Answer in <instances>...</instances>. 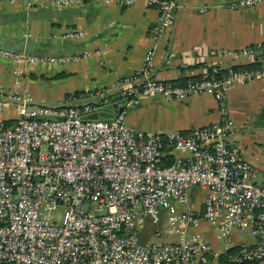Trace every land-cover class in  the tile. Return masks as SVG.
<instances>
[{
    "label": "built area",
    "instance_id": "2783aa9c",
    "mask_svg": "<svg viewBox=\"0 0 264 264\" xmlns=\"http://www.w3.org/2000/svg\"><path fill=\"white\" fill-rule=\"evenodd\" d=\"M144 1L158 8V18L150 29L153 45L133 76L109 92H88L90 101L82 105L75 93L57 106L32 104L18 86L7 93L17 103V116L10 124L0 120V264H201L208 244L188 230L201 219L219 221V238L235 228L252 234L254 240L227 255L224 264H264V174L227 133L232 128L227 91L264 76V44L214 55L232 64L259 62L255 67L182 84L157 78L154 49L181 0ZM229 5L264 6V0ZM0 57L17 63L70 59L2 47ZM199 93L214 96L219 120L168 132L126 124L127 111L145 97L184 99ZM105 100L115 110L109 117H84ZM176 151L188 154L166 162L165 156ZM190 186L207 189L201 213L174 208L186 202ZM161 209L168 210L166 223L157 225L156 234L172 238L141 241V224L145 219L159 224Z\"/></svg>",
    "mask_w": 264,
    "mask_h": 264
},
{
    "label": "crops",
    "instance_id": "0c3cea01",
    "mask_svg": "<svg viewBox=\"0 0 264 264\" xmlns=\"http://www.w3.org/2000/svg\"><path fill=\"white\" fill-rule=\"evenodd\" d=\"M121 1L73 0L64 4L41 0L27 5L22 0H0V47L70 57L63 62L20 63L0 57V120L13 122L17 116V103L7 96L15 86L30 94L32 104L57 106L67 94L76 92V104L82 105L90 101L88 92H109L120 80L133 76L146 50L153 45L150 29L158 18V8L144 0ZM231 1L181 0L173 23L154 49L155 77L175 80L202 74L211 64L228 68L231 62L214 60V55L248 44H264V6L232 8ZM263 104L264 76L234 84L227 91L232 121L227 132L229 140L241 147L243 156L262 174L264 125L258 114ZM96 111L109 117L115 110L105 100ZM219 118V104L211 94L199 93L184 99L154 94L129 109L125 121L134 129L168 132L206 126ZM177 154L188 153L176 151L170 156ZM206 194V188L190 186L186 202L174 208L201 213ZM167 212L160 210L159 224L143 221L139 228L141 241L172 238L156 234L157 225L165 226ZM218 222L201 219L188 229L208 244L201 264H217L218 256L229 247L254 240L245 228H235L227 238H219Z\"/></svg>",
    "mask_w": 264,
    "mask_h": 264
},
{
    "label": "trees",
    "instance_id": "16d2710c",
    "mask_svg": "<svg viewBox=\"0 0 264 264\" xmlns=\"http://www.w3.org/2000/svg\"><path fill=\"white\" fill-rule=\"evenodd\" d=\"M258 65H259V62H250V63L232 64L228 68H223V67H220L218 65L211 64V65H208L206 67L207 68L206 72H204L202 74L180 77V78L172 80V81L177 82L179 84H182L186 80H189V79H198V78H203V77H221V76H224L225 74H227L230 70H236V69H240V68H250V67H255ZM258 120L261 124L264 125V104L262 105L260 112L258 114ZM11 121L12 120H6L7 124L12 123ZM165 161L171 162L172 157L170 155L165 156ZM237 248H238V246H232V247H229L225 252L221 253L218 256L217 264H224V262L227 258V255H229L231 252H233Z\"/></svg>",
    "mask_w": 264,
    "mask_h": 264
},
{
    "label": "water",
    "instance_id": "95a60500",
    "mask_svg": "<svg viewBox=\"0 0 264 264\" xmlns=\"http://www.w3.org/2000/svg\"><path fill=\"white\" fill-rule=\"evenodd\" d=\"M84 117H94V118L95 117H102V114L98 111H94V112H91V113L85 115Z\"/></svg>",
    "mask_w": 264,
    "mask_h": 264
},
{
    "label": "rangeland",
    "instance_id": "374dc122",
    "mask_svg": "<svg viewBox=\"0 0 264 264\" xmlns=\"http://www.w3.org/2000/svg\"><path fill=\"white\" fill-rule=\"evenodd\" d=\"M140 104H141V103H140ZM140 104H139V105H140ZM0 116H1V115H0ZM245 237L247 238V236H240V238H243V239H244ZM246 238H245V239H246Z\"/></svg>",
    "mask_w": 264,
    "mask_h": 264
}]
</instances>
